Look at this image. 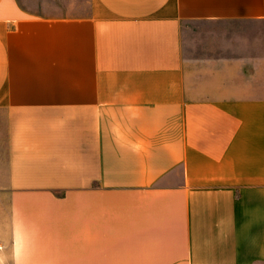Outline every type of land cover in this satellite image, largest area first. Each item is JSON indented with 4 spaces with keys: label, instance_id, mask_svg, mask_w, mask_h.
I'll list each match as a JSON object with an SVG mask.
<instances>
[{
    "label": "crops",
    "instance_id": "0c3cea01",
    "mask_svg": "<svg viewBox=\"0 0 264 264\" xmlns=\"http://www.w3.org/2000/svg\"><path fill=\"white\" fill-rule=\"evenodd\" d=\"M38 1L0 0V264H264V81L183 51L264 0Z\"/></svg>",
    "mask_w": 264,
    "mask_h": 264
},
{
    "label": "rangeland",
    "instance_id": "374dc122",
    "mask_svg": "<svg viewBox=\"0 0 264 264\" xmlns=\"http://www.w3.org/2000/svg\"><path fill=\"white\" fill-rule=\"evenodd\" d=\"M67 1L56 0L63 8ZM38 3L27 0L29 6ZM183 51L188 86L198 96L243 92L242 87L258 72L264 81V21L187 22L183 25Z\"/></svg>",
    "mask_w": 264,
    "mask_h": 264
}]
</instances>
